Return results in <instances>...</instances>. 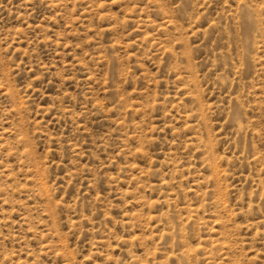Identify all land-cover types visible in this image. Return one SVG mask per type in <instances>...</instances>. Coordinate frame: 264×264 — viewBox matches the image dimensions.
I'll use <instances>...</instances> for the list:
<instances>
[{"label":"rangeland","instance_id":"obj_1","mask_svg":"<svg viewBox=\"0 0 264 264\" xmlns=\"http://www.w3.org/2000/svg\"><path fill=\"white\" fill-rule=\"evenodd\" d=\"M0 264H264V0H0Z\"/></svg>","mask_w":264,"mask_h":264}]
</instances>
